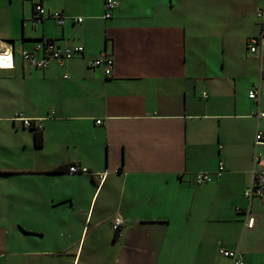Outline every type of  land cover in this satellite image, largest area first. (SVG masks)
Instances as JSON below:
<instances>
[{
	"label": "crops",
	"instance_id": "crops-1",
	"mask_svg": "<svg viewBox=\"0 0 264 264\" xmlns=\"http://www.w3.org/2000/svg\"><path fill=\"white\" fill-rule=\"evenodd\" d=\"M104 1L0 0L16 54L0 68V264H235L221 248L264 264V200L245 196L264 168V46L248 43L264 0H116L108 19ZM38 3L65 23L35 22ZM42 37L84 49L30 68L16 48ZM102 52L110 72L89 66Z\"/></svg>",
	"mask_w": 264,
	"mask_h": 264
},
{
	"label": "built area",
	"instance_id": "built-area-1",
	"mask_svg": "<svg viewBox=\"0 0 264 264\" xmlns=\"http://www.w3.org/2000/svg\"><path fill=\"white\" fill-rule=\"evenodd\" d=\"M118 5L116 0H105L104 1V14L103 18L108 19L112 16L113 10ZM256 15L264 21V7L258 8L256 11ZM52 17L55 19L58 25H63L66 20V16L59 11L49 12L46 10L45 6L41 3L35 4V12L33 19L37 23H41L44 18ZM82 17L77 18V21H82ZM249 49L251 52H256L258 46L263 48L264 46V35L259 37H252L249 40ZM82 45H76L72 48H59L54 44L52 39L42 37L40 38L33 50L23 49L20 53L22 59L28 64L30 68L35 69H45L49 67L53 62L63 66L65 62L73 58L74 56L81 54L83 52ZM6 59V61H10L11 65H1L0 68H14L16 61L15 48H13V44L11 40H0V62ZM90 67L103 66L106 72H110L113 67V59L106 52H102L98 57L92 59L89 62ZM250 98H256L257 92L256 90H251L249 92ZM254 115L258 120H263L262 126H257V130L255 133V143L258 144L260 142H264V110H257L254 112ZM23 120V126L26 128H33L36 130H41L42 125L38 120H32L31 118L20 117ZM98 123L101 120L97 121ZM255 160H259V155L255 154ZM224 169V163L222 161L219 162L218 170L222 171ZM69 172L71 173H89V170L85 167H80L75 164L68 167ZM101 178L103 179L105 176V172L101 173ZM196 182L198 184H202L208 182L210 180L209 174L205 172H198L196 174ZM245 196L249 199L253 197H259L264 200V168L261 170L260 174L257 177H254L252 184L245 191ZM240 207H237L235 211H239ZM255 223V217L250 215L247 212V217L245 220V225L247 227H253ZM123 225V220L120 216H116L114 218L113 229L116 234H120L122 231L121 226ZM220 253L224 256L233 259L235 264H243V261L238 257V252L236 250H230L226 248H221Z\"/></svg>",
	"mask_w": 264,
	"mask_h": 264
},
{
	"label": "trees",
	"instance_id": "trees-1",
	"mask_svg": "<svg viewBox=\"0 0 264 264\" xmlns=\"http://www.w3.org/2000/svg\"><path fill=\"white\" fill-rule=\"evenodd\" d=\"M30 129H33V128H30ZM33 130L35 131V134H36V143L37 144H41L42 143V135H41V132L39 130H36V129H33Z\"/></svg>",
	"mask_w": 264,
	"mask_h": 264
},
{
	"label": "bare ground",
	"instance_id": "bare-ground-1",
	"mask_svg": "<svg viewBox=\"0 0 264 264\" xmlns=\"http://www.w3.org/2000/svg\"><path fill=\"white\" fill-rule=\"evenodd\" d=\"M0 64H1V65H11V64H10V61H6V59L2 60V61L0 62Z\"/></svg>",
	"mask_w": 264,
	"mask_h": 264
},
{
	"label": "rangeland",
	"instance_id": "rangeland-1",
	"mask_svg": "<svg viewBox=\"0 0 264 264\" xmlns=\"http://www.w3.org/2000/svg\"><path fill=\"white\" fill-rule=\"evenodd\" d=\"M18 48V46H17ZM16 48V53H17V57L19 58L20 57V54H19V49Z\"/></svg>",
	"mask_w": 264,
	"mask_h": 264
},
{
	"label": "water",
	"instance_id": "water-1",
	"mask_svg": "<svg viewBox=\"0 0 264 264\" xmlns=\"http://www.w3.org/2000/svg\"><path fill=\"white\" fill-rule=\"evenodd\" d=\"M12 44H13V48H15V41L11 40Z\"/></svg>",
	"mask_w": 264,
	"mask_h": 264
}]
</instances>
